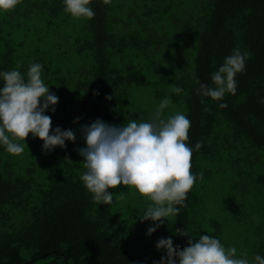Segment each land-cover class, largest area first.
<instances>
[{
    "label": "trees",
    "instance_id": "trees-1",
    "mask_svg": "<svg viewBox=\"0 0 264 264\" xmlns=\"http://www.w3.org/2000/svg\"><path fill=\"white\" fill-rule=\"evenodd\" d=\"M90 7L93 18L77 19L62 0H20L0 14V71L19 66L26 73L41 63L45 84L59 97L55 112H46L52 129L76 132L75 143L50 152L31 134L19 155L0 147V264H154L166 255L158 239L187 247L189 237L175 235L181 228L226 246L229 221L248 228L264 213V0H91ZM236 48L249 56L235 76V94L222 101L200 95L193 74L211 85V74ZM156 59L162 63L152 72ZM172 84L182 93H172ZM146 92L158 102L170 95L190 119L187 143L202 142L191 171L203 173L179 215L165 222V236L158 228L148 244L142 234L149 227H126L124 196L111 205L94 202L77 151L86 146L83 125L150 119L139 103ZM219 174L236 179L227 219L206 214L205 187ZM243 253L264 255V239L245 242Z\"/></svg>",
    "mask_w": 264,
    "mask_h": 264
},
{
    "label": "clouds",
    "instance_id": "clouds-1",
    "mask_svg": "<svg viewBox=\"0 0 264 264\" xmlns=\"http://www.w3.org/2000/svg\"><path fill=\"white\" fill-rule=\"evenodd\" d=\"M19 2L0 0V14L15 9ZM62 2L64 12L74 18L95 16L91 0ZM248 56L239 48L234 49L211 74V85L193 74L198 93L214 101H222L227 93L235 94V76L244 71ZM43 73L44 66L39 62L31 63L26 73L19 66L0 71V147L10 154L19 155L28 148L29 134L43 141V149L49 152L66 147V141L76 142L72 129H52L51 116L46 112H55L59 97L45 84ZM169 87L176 95L183 91L176 84ZM172 103L170 95L164 97L148 120L132 119L116 126L97 119L79 129L86 145L77 150L86 170L81 175L83 185L99 205H111L115 197H123L124 193L115 195L109 191L121 185L146 198L149 203L140 219L154 225L148 228V236L179 215L187 193L198 179H203L202 172L191 171L194 148L199 150L202 142L194 148L187 143L191 121L183 112L166 114ZM219 107L227 108V103H220ZM175 235L189 237L187 247L181 250L174 246L171 237L159 239L156 248L166 255L154 264H264V255L249 258L247 253L238 254L235 246L226 247L219 238L208 234L196 238L181 228Z\"/></svg>",
    "mask_w": 264,
    "mask_h": 264
},
{
    "label": "rangeland",
    "instance_id": "rangeland-1",
    "mask_svg": "<svg viewBox=\"0 0 264 264\" xmlns=\"http://www.w3.org/2000/svg\"><path fill=\"white\" fill-rule=\"evenodd\" d=\"M162 62H158L156 59L153 62L149 63L150 69L152 72L156 70L158 67H160V64ZM139 103L147 109L146 111L149 118L154 113L157 105L160 103L158 102L155 97L150 93L146 92L144 95L140 96ZM175 112H183L180 107L176 105H170L168 109H166V114H172ZM129 121V120H127ZM126 121V122H127ZM218 176V177H217ZM212 180L208 182V185L205 187V193L207 194V206L208 209L206 211L207 215H214L223 217L225 219L228 218L227 215H230L232 211L235 209V204L229 203V196L233 193L232 192V183L235 184L236 179H230L225 175H217ZM124 195V200L127 201L128 209L127 214L125 216V220L128 219L130 221L131 225L130 228L128 227V230L137 231V229H140L141 226L144 228L152 227L154 226L151 221H141L140 217L143 216L144 212L146 211L147 205L149 201L145 198V200L139 199V196H142L138 194L135 190H132L128 192L129 190L126 188ZM123 193V192H122ZM256 195H252L250 199H248L249 204H254L253 200L255 199ZM255 202H257V199H255ZM261 202V201H260ZM264 205V200L260 203ZM255 206H259L258 203H256ZM254 207V206H252ZM256 213L254 224L248 228H244L243 225L237 226L232 221H229V223L226 225V239L229 242V244L226 245V247L235 246L238 250V254L242 253L243 250V244L245 242H256L260 237L264 239V213ZM165 223L163 226L159 227L160 231L163 233L162 236H165ZM146 229L143 232L144 236V243L148 244L147 242L148 238H150L147 235ZM167 232V231H166ZM163 238V237H162ZM153 240V239H152ZM159 240V239H158ZM161 253V251H160Z\"/></svg>",
    "mask_w": 264,
    "mask_h": 264
}]
</instances>
